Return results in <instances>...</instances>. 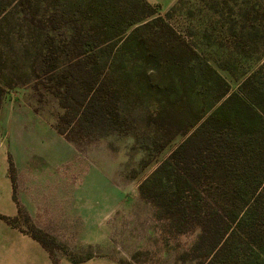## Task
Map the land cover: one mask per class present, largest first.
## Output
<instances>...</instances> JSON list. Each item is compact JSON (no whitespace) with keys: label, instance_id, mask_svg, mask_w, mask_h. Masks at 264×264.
Here are the masks:
<instances>
[{"label":"rangeland","instance_id":"rangeland-1","mask_svg":"<svg viewBox=\"0 0 264 264\" xmlns=\"http://www.w3.org/2000/svg\"><path fill=\"white\" fill-rule=\"evenodd\" d=\"M104 1L115 11L104 13L91 0H0V264H202L215 251L207 255L209 224L225 213L234 219L219 255L224 264H264L262 131L247 153L242 147L232 155L192 156L238 158L221 172L201 163L197 206L184 218L174 204L165 214L139 191L193 128L259 70L264 0H181L170 13L176 0L169 7ZM53 12L55 30L45 18ZM138 15L145 17L127 25ZM80 27L82 39L94 37L96 46L86 69L94 66L103 88L115 91L119 114L111 122L85 117L72 130L78 150L53 128L63 109L46 90L49 82L38 83L39 91L5 84L11 69L32 70L44 60L53 33L64 51L56 54L59 69L65 67L74 47L62 34ZM40 91L42 113L34 110ZM252 154L259 161L254 170L250 161L241 165ZM233 247L238 252L229 257Z\"/></svg>","mask_w":264,"mask_h":264},{"label":"trees","instance_id":"trees-1","mask_svg":"<svg viewBox=\"0 0 264 264\" xmlns=\"http://www.w3.org/2000/svg\"><path fill=\"white\" fill-rule=\"evenodd\" d=\"M97 1L100 2L101 5L103 4V12L110 9L115 11L114 2L91 0V4L94 6ZM139 1L144 5H149L147 0ZM180 2L181 0H176L168 9L167 13H170ZM124 5H127V2H125ZM102 17L105 22L107 16L103 14ZM144 17L145 16L140 15L132 17L129 22H127V25L137 23V21ZM45 18L50 24L51 22H55L57 18L56 12L47 14ZM149 24L150 21L140 26ZM51 26L54 30L59 28L55 24H51ZM136 27L134 29H136ZM80 30L81 27L77 31H73L69 28V30L65 31L67 34L66 36L62 34L64 39L70 40L68 44L73 42L72 45L74 47L70 49L66 55L65 67L59 69L58 57L56 54L64 51H57L60 39L58 34L56 35V33H53L49 36V47L44 55V60L39 62V64L36 65L37 67L32 70L29 67L26 70L25 68L24 70L11 69V75L6 79L5 84V86H9V88H13V82L33 84V90L39 91L40 83L49 82L47 86L48 89L46 90H48L52 98L59 101L60 107L63 109V113L58 115L55 119L53 128L58 133L62 134L65 139L78 150L79 142L74 137V132L72 130L81 127L85 117L90 121L103 120L111 122L112 120H117L119 114L117 112L115 91H112L111 88L107 90L103 88L104 86L101 84L99 74L94 72V70H96L94 66L90 69H86L85 60H89L90 57L92 59L93 57H97V54L94 53V48L96 46H92L94 37L82 39L85 35H83ZM94 62L97 65L99 64L98 60ZM262 71H264V62L256 73L249 74L242 79L237 87L238 89L229 93L219 103L214 112L193 128L191 133L185 137L170 156L166 157L155 168L151 175L140 184L139 191L141 196L150 200V202L160 208L165 214H168L170 206L174 204L175 207H177L175 213H178L181 216L180 218H184L188 209L192 207L196 208V196L200 191L196 190L198 176L195 174L198 173L197 170L204 168L201 167V163L203 161L207 162L209 165L208 170L221 172L231 169L233 166L232 162H236L238 157H200L201 160L196 161L194 159L198 157L192 156L211 155L214 153L218 155L217 152H219V154L229 153V155H232L237 149H241L242 147H244L243 150L247 153L249 147H255L253 143L257 137L253 135L260 131L264 133V111H262V113L261 110L257 111L255 108V106L260 105L264 110V74H262ZM13 78L18 79V81H13ZM38 95L39 98L35 100L37 105H34V110L35 112L42 113L43 106L40 102L46 96V93L40 91ZM235 99H240L241 102L238 103L237 101H233ZM230 101H233V107L224 111L226 104ZM101 102H104V104H101ZM242 108H246L248 111L252 112L251 115H249L245 109L242 110ZM214 116L218 117V120H214ZM213 121L218 124H212ZM63 122L64 125H62ZM194 124L195 123H192L190 128H192ZM249 124H251V126H247ZM102 133L103 132L100 134ZM262 140L263 139L259 137L258 144ZM251 150L253 151L255 149L251 148ZM252 156L250 160V157H246L248 162H241V165L243 167L247 166L250 161V167L254 170L255 165L259 163V161L257 157H254V154H252ZM148 184L150 185L149 193L146 195L144 188ZM157 198L160 199L156 201ZM18 207L19 215L22 216L24 212L19 205ZM172 217H174V215H172ZM233 219L234 218L231 216L227 219L226 213L224 215L220 214L218 218L214 217L212 219L218 221H213L209 224V227H212V232H210L209 235L207 255L213 250L215 251L212 257L210 259L207 258L202 264L225 263V259L219 255L227 243L226 240H223L226 234V226L230 224ZM32 237L37 239L35 235H32ZM202 237L201 235L199 238ZM39 242L43 246L40 240ZM228 252L229 257H232V252L237 253L238 250L236 247H233L232 249H228Z\"/></svg>","mask_w":264,"mask_h":264},{"label":"crops","instance_id":"crops-1","mask_svg":"<svg viewBox=\"0 0 264 264\" xmlns=\"http://www.w3.org/2000/svg\"><path fill=\"white\" fill-rule=\"evenodd\" d=\"M149 1L160 4L162 7H169L175 0H149Z\"/></svg>","mask_w":264,"mask_h":264}]
</instances>
